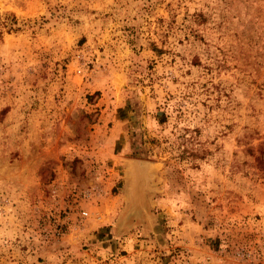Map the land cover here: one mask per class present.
<instances>
[{"label":"rangeland","instance_id":"rangeland-1","mask_svg":"<svg viewBox=\"0 0 264 264\" xmlns=\"http://www.w3.org/2000/svg\"><path fill=\"white\" fill-rule=\"evenodd\" d=\"M0 264H264V0H0Z\"/></svg>","mask_w":264,"mask_h":264},{"label":"bare ground","instance_id":"bare-ground-1","mask_svg":"<svg viewBox=\"0 0 264 264\" xmlns=\"http://www.w3.org/2000/svg\"><path fill=\"white\" fill-rule=\"evenodd\" d=\"M132 163V162H131ZM130 163L129 165V169H128V174H129V184H131L132 180H133V170H135V166H133L132 164ZM132 166V167H131Z\"/></svg>","mask_w":264,"mask_h":264},{"label":"built area","instance_id":"built-area-1","mask_svg":"<svg viewBox=\"0 0 264 264\" xmlns=\"http://www.w3.org/2000/svg\"><path fill=\"white\" fill-rule=\"evenodd\" d=\"M86 196H88V197H90L91 196V193H86ZM82 215L83 216H88L89 215V212L87 211V210H84L83 212H82Z\"/></svg>","mask_w":264,"mask_h":264},{"label":"water","instance_id":"water-1","mask_svg":"<svg viewBox=\"0 0 264 264\" xmlns=\"http://www.w3.org/2000/svg\"><path fill=\"white\" fill-rule=\"evenodd\" d=\"M137 160H132V165L133 166H140L141 162H136ZM133 173H134V170H133Z\"/></svg>","mask_w":264,"mask_h":264}]
</instances>
